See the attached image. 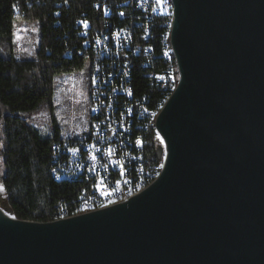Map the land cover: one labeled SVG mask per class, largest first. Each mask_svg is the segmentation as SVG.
<instances>
[{"label":"water","instance_id":"95a60500","mask_svg":"<svg viewBox=\"0 0 264 264\" xmlns=\"http://www.w3.org/2000/svg\"><path fill=\"white\" fill-rule=\"evenodd\" d=\"M166 159L136 197L50 223L0 212V264H264V0H172Z\"/></svg>","mask_w":264,"mask_h":264},{"label":"trees","instance_id":"16d2710c","mask_svg":"<svg viewBox=\"0 0 264 264\" xmlns=\"http://www.w3.org/2000/svg\"><path fill=\"white\" fill-rule=\"evenodd\" d=\"M125 0H0V184L4 185L3 205L12 217L21 221L48 223L59 206L71 207L78 184L56 181L51 174L55 143L63 141L57 129L41 134L30 124V117L42 104L52 106L55 79L83 68L94 53L85 45L104 24H119ZM99 7H95L96 4ZM103 7L109 14L104 15ZM38 23L39 39L33 57L14 55V22ZM80 22L81 24H77ZM120 22V23H118ZM86 27L87 36L81 34ZM160 55L165 66H172V56ZM153 70H160L163 63ZM151 68H146L148 71ZM132 84L138 94H153L160 89L154 78H145L143 70H133ZM171 93V91H170ZM156 107L144 115L142 145L145 154H153L157 145L152 120ZM77 213H75L76 215Z\"/></svg>","mask_w":264,"mask_h":264},{"label":"built area","instance_id":"2783aa9c","mask_svg":"<svg viewBox=\"0 0 264 264\" xmlns=\"http://www.w3.org/2000/svg\"><path fill=\"white\" fill-rule=\"evenodd\" d=\"M123 6L119 13L122 23L118 22L122 25L104 24L85 42L94 53L90 125L82 138L53 144L51 167L56 181L78 184V191L72 206H59L52 219L102 209L92 207L96 196L113 201L106 207L115 205L123 195L136 192L127 191L128 183L142 186L163 171L165 152L161 160L156 150L145 154L142 134L147 110L152 106L161 109L180 80L173 49L172 66H165L160 55V41L168 40V0H125ZM103 13L108 15V8L103 7ZM87 33L83 26L81 34L86 37ZM160 61L161 69L153 70ZM136 67L145 78H158L160 91L155 99L151 93L135 91ZM146 68L151 69L144 71Z\"/></svg>","mask_w":264,"mask_h":264},{"label":"rangeland","instance_id":"374dc122","mask_svg":"<svg viewBox=\"0 0 264 264\" xmlns=\"http://www.w3.org/2000/svg\"><path fill=\"white\" fill-rule=\"evenodd\" d=\"M37 22H14L13 44L17 58L33 57L39 39ZM91 61L86 60L82 69L62 74L55 79V91L52 106L42 104L34 113H25L30 117V124L41 134H50L57 129L62 140L80 139L90 125L91 105ZM161 143L160 140L157 144ZM3 169L0 165V175ZM5 200L4 191H0V209ZM8 216V214L6 215Z\"/></svg>","mask_w":264,"mask_h":264},{"label":"bare ground","instance_id":"6f19581e","mask_svg":"<svg viewBox=\"0 0 264 264\" xmlns=\"http://www.w3.org/2000/svg\"><path fill=\"white\" fill-rule=\"evenodd\" d=\"M173 21H174L173 1L172 0H168V40H162V45L164 47L163 48L164 54L168 55L170 53L171 56H172V47H171V43H170V38H171V31H172ZM154 81L158 84V78H154ZM173 93H174V91H171L169 97H167V103L170 100V98L172 97ZM167 103L162 104L161 109H159V106L156 107L155 111L153 112L152 120H154V124L155 125H156L157 117L162 112V110L165 108ZM155 129H156V126H155ZM156 131H157V129H156ZM155 150H156V147H155ZM159 177L160 176H152L151 179H149L148 182H146V184H143L142 186H140V183H128L127 184V191H136V192L128 193L127 195H123L122 198L117 200V204L118 203L122 204L124 202H127L128 199H131L133 197L138 196L139 194L144 192L146 189H148L152 184H154L158 180ZM101 204H108V196H96L95 199H92V207H100ZM110 206H112V205H110ZM89 212H93V211H83V213H77L76 215H74L72 217L79 216V215H82V214H86V213H89ZM7 218L11 219L12 217L8 215ZM67 218H71V217H60V218L55 219V220H53L51 222L58 221V220H63V219H67ZM48 223H50V222H48Z\"/></svg>","mask_w":264,"mask_h":264},{"label":"snow or ice","instance_id":"6c2138e0","mask_svg":"<svg viewBox=\"0 0 264 264\" xmlns=\"http://www.w3.org/2000/svg\"><path fill=\"white\" fill-rule=\"evenodd\" d=\"M157 139L160 140V137L157 136ZM160 142L163 143L162 140H160ZM138 143H139V142H138ZM73 151H75V149H73ZM0 191H4V185H3V184H0ZM108 203L111 204V203H113V201L109 200ZM100 207L103 208V207H106V205H105V204H101ZM3 211H4L3 209H0V212H3ZM4 214L7 215V213H4ZM13 218H14V217H13Z\"/></svg>","mask_w":264,"mask_h":264}]
</instances>
